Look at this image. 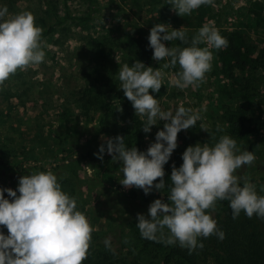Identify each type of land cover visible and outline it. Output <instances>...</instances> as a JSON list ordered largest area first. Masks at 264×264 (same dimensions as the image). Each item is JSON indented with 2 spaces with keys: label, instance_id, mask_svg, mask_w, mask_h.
<instances>
[{
  "label": "clouds",
  "instance_id": "obj_1",
  "mask_svg": "<svg viewBox=\"0 0 264 264\" xmlns=\"http://www.w3.org/2000/svg\"><path fill=\"white\" fill-rule=\"evenodd\" d=\"M214 2L167 0L179 16L190 15L202 5H214ZM174 40L188 46L164 43ZM148 42L153 50L152 59L164 61V69L179 65V71L170 81L179 89L198 87L212 68L210 49L219 50L228 45L227 38L211 23L201 26L190 44L187 33L180 28L172 27L169 31L165 23L154 24ZM201 44L205 46L200 47ZM44 57L42 28L34 16L24 12L9 17L7 7H0V86L17 70L39 64ZM163 75L161 70L139 60L120 68L119 87L131 102L135 115L143 118V131L149 133L158 121L164 122L163 128L155 133V140L146 151L127 146L125 137L117 135L101 143L95 155L103 160L106 151L114 162H120L123 178L119 182L125 187L140 188L145 194L153 188L161 192L168 188L167 202L159 198L152 201L147 217L137 214L136 226L142 238L155 242H161L158 233L163 234L167 229L169 235L163 242L178 244L191 254L204 247L198 238L211 235L220 240L225 238L211 214L217 201H228L233 219L242 211L248 218L255 215L264 219V195H258L254 183L236 174L238 169L252 164L256 159L254 153L242 151L229 135L216 140L210 133L215 142L187 146L180 166L173 164L170 183L166 186L164 165L178 146V133L195 126L201 119L200 113L207 109L202 106L193 112L180 106L174 114L162 110L152 93L159 92ZM201 129L209 132L203 125ZM5 192L11 199L5 197ZM0 226L7 229V235L0 231V264H83L93 231L86 215L77 209L76 199L62 190L51 171L22 175L16 189L0 187Z\"/></svg>",
  "mask_w": 264,
  "mask_h": 264
},
{
  "label": "rangeland",
  "instance_id": "obj_2",
  "mask_svg": "<svg viewBox=\"0 0 264 264\" xmlns=\"http://www.w3.org/2000/svg\"><path fill=\"white\" fill-rule=\"evenodd\" d=\"M59 1L61 3L62 0ZM258 1L264 5V0ZM67 3L72 14L85 15L92 11L96 18L84 24L67 22L64 29L61 28L42 38L44 60L24 70H17L4 85L0 86V105L6 115L4 124L0 123V160L7 164L21 162L23 167H27L25 174L22 175L34 173V169L39 165L52 171L53 154L60 153L59 146H67L66 142L62 141L66 131L62 129V125L66 120L68 123L77 124L79 142L84 150H88L91 157L102 162L106 170H102L101 165H95L93 162L81 164L78 160L65 159L61 162V170L67 172L70 180L68 185L61 186L62 190L79 201L77 209L86 215L93 228L91 235L95 236L98 232L107 236L109 233L108 237L115 246L120 244L123 246L121 250L123 255H126L128 250L136 253L138 249L144 254L142 259L144 264H159L161 260L159 255L161 252H166V246H170L163 242L167 240L169 233L167 229L163 234L158 233L163 243L160 247L161 251H158L155 241L142 238L136 226V218L138 213L147 217L150 203L157 198L163 200V196L168 194V188L163 189V193L153 188L147 200L132 196L131 193L138 191L139 188L121 185L119 179L123 176L120 173V162H114L106 151L103 160L95 155L101 143L109 137L113 138L109 129L99 127L100 113L90 111L85 116L73 103V96L69 100L67 97L74 95L85 84L84 75L89 71L92 57L96 54L94 49L96 44L94 46L90 44L94 42V38L100 41L106 34L116 37L121 34H130L136 37L143 36L142 33H144L146 35L144 40L148 41L150 29L154 24L164 20L168 22L166 26L169 31L173 27L183 31L197 32L201 26L208 23L214 25L219 33L232 28H243L247 43L255 51H259L264 44V30L249 24L248 18V14L252 13L250 7L255 6V0H215L214 5H202L186 16L177 15L170 5L168 8L162 7L163 0H93L92 2L67 0ZM26 6L35 8L37 1L15 0L14 7L8 9V16L24 13ZM59 10L62 14V5ZM164 43L166 46H175L173 41ZM78 53L85 54L84 62L89 64L86 72L82 61L78 59ZM116 54L120 55V53ZM153 63L154 70H161L164 73L162 79L164 92L156 97L164 111H171L174 114L180 106H183L198 112L200 102L212 117H217L222 114L227 103L233 106L241 104L250 118L249 123L247 122L248 135L245 146H249L248 151H252L256 157L249 166L259 162L260 166L264 164L262 159L264 125H255L259 118L260 122L264 123L263 71L255 72L248 69L244 72L237 70L229 74V71H222V67H216L212 61L211 70L205 74L204 81L198 87L189 86L179 89L170 83L176 73L170 68L164 69L163 61ZM245 92L246 95H244ZM8 93L12 95L7 96ZM129 111L135 113L134 108ZM200 115L201 119L195 126L178 133V146L168 163L164 165L166 186L170 183L173 164L179 167L175 156L182 155L187 146L197 142L214 143L215 140L212 141L210 138L212 131L216 140L223 135L217 131V125L221 126L224 124L223 121L212 119L215 122V128H212L214 124L210 125L205 116L202 113ZM139 119L143 120L141 117ZM117 122L120 131L129 124V120L122 118H118ZM159 123L164 124L163 121H158L144 136L143 151H146L150 143L154 142L155 133L159 130L155 128L159 126ZM202 125L209 132L201 129ZM249 166H247L248 170ZM90 169L92 175H89ZM255 173L257 176L254 177H257V181H249L255 184L259 192L261 191L258 182L260 173ZM104 180L108 183L105 184ZM218 206L219 204H216L212 215L216 214ZM127 224H131L130 229H127ZM134 258L131 254L127 261L131 263Z\"/></svg>",
  "mask_w": 264,
  "mask_h": 264
},
{
  "label": "trees",
  "instance_id": "obj_3",
  "mask_svg": "<svg viewBox=\"0 0 264 264\" xmlns=\"http://www.w3.org/2000/svg\"><path fill=\"white\" fill-rule=\"evenodd\" d=\"M36 1L37 6L35 8L26 6L25 12L31 13L35 18L36 24L42 28V38L59 31L61 28L64 29V25L67 22L84 24L96 18L92 11L85 15L72 14L69 10L67 0H62L61 3L59 0ZM92 1L90 0V2ZM163 1L164 6L162 7L168 8L169 4H167V0ZM0 2V7L6 6L7 9H11L15 5V0H0ZM61 5L63 6L62 14H60L59 10ZM250 10L252 13L248 14L249 24H252L255 28L264 30L263 3L255 0V6H251ZM161 23L168 24L167 20ZM185 32L189 37L190 44L191 37L196 34V31L188 30ZM142 34L143 36L137 35L136 37L130 34H121L117 37L106 34L100 41L94 38V42H90V44L93 46L96 44L94 46L96 54L92 57V63L89 69L88 62H84L85 54L78 53V59L82 61L81 63L85 67V72L87 69L89 70L84 75L85 84L74 95L72 94L70 97H67V100H69L73 96V103L85 116L90 111L100 113L99 127L109 129V132L113 134V138L117 135L125 137V144L127 146H135L141 151H143L142 145L144 143V136L146 135L142 129L143 120H140L139 116L129 111L133 107L127 97L124 96L123 90L119 87L120 81L118 75L124 63L131 66L137 60L143 61L146 66L154 67V60L152 59L153 50L148 47L149 42L144 40V36L146 38V35L144 33ZM220 34L227 38L228 45L226 48L219 50L211 49L213 63L216 67L221 66V70L224 72L229 71V74H233L237 70L244 72L248 69L255 72H264V44L259 51H255L247 43L246 32L243 28L223 30ZM173 45L179 47L188 46L179 40H174ZM199 46L204 47L203 44ZM42 48L44 50L43 45ZM116 53H120V55ZM170 69L177 73L179 71V65L175 68L170 67ZM149 91L151 92V90ZM163 92L164 86L161 85L159 92L152 94L155 97H159ZM11 93L6 95L10 96L12 95ZM244 95H246V92ZM230 98L232 97L230 96ZM197 99H199V96H197ZM198 106L201 109L200 102ZM202 114L210 125L215 123L212 119L223 121L224 124H220L221 126H219L221 135H229L236 140L242 151L248 150L249 146H245V144L250 118L241 104L238 103L233 106L227 103L222 114L217 115V117H212L207 111L202 112ZM118 118L129 120V124L122 131L118 127ZM5 119L6 115L0 105V123L4 124ZM258 120V123L255 124L256 126H259V124L264 125L263 122H260V118ZM78 128L77 124L68 123L67 120L64 122L62 129L66 131L64 132L62 141H65L67 146H59L60 153L53 154L52 157L54 168L51 172L55 173L60 171L55 175L61 186L68 185L67 183L70 180L67 172L61 170V162L65 159L71 158L76 161L78 160L81 164H90L93 162L95 165H101L102 170H106L102 162H98L97 158L89 155L88 150H84L79 142ZM162 128L163 124L160 125L159 123V126H156L155 129L160 130ZM212 128H215V124ZM255 129L257 130V128ZM212 141L214 140L212 139ZM175 157L177 165L180 166L182 163V155L180 154V156ZM262 159L264 161V156ZM21 164V162H10L7 164L5 161L0 160V187L17 188L19 177L25 174L27 170V167H23ZM260 165L259 162L254 166L246 165V168L243 166L245 169H238L236 174L248 181L252 180L254 182L257 181V177H254L257 176L255 172L260 173V180L258 182L261 186V191L257 193L258 195H264V164L262 166ZM247 166H249V170ZM44 171L50 170L41 165L36 166V169H34V173ZM104 183L107 184V180H104ZM17 194L19 195V193ZM149 194H145L140 188L138 191L131 193L132 196H137L143 200H147ZM4 195L6 198L11 199L7 196L6 192ZM163 201L167 202V194L163 196ZM77 202L78 208L79 201ZM217 204H219L217 212L212 216L217 221V226L224 231L225 238L220 240L215 235H211L206 239L203 237L198 238L203 241L204 247L197 248L191 254L186 248H182L178 244L166 246V252H161L159 255L161 257V260L158 262L159 264H264V219L257 218L255 215L252 218H248L243 211L237 219H233L227 200L217 201ZM127 227V229H130L131 224H127ZM0 231H3L7 235V229L5 227L0 226ZM108 235H101L98 232L95 236L94 234L91 235L88 256L83 261V264H104L105 262L111 264H144L142 260L144 254L140 253L142 250L138 251L137 249L136 253L128 250L127 254L123 255L121 252L123 246L121 244L115 246ZM155 246H158L156 250L161 251L160 247L163 246V243L156 242ZM131 254L135 258L130 263L127 259Z\"/></svg>",
  "mask_w": 264,
  "mask_h": 264
}]
</instances>
